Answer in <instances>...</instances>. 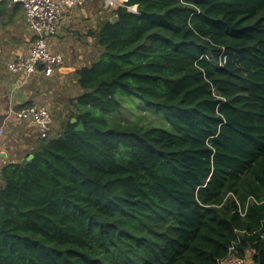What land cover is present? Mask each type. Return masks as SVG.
Here are the masks:
<instances>
[{
	"label": "trees",
	"instance_id": "16d2710c",
	"mask_svg": "<svg viewBox=\"0 0 264 264\" xmlns=\"http://www.w3.org/2000/svg\"><path fill=\"white\" fill-rule=\"evenodd\" d=\"M113 16L58 133L0 169V264H264V0ZM119 93L171 128L109 117Z\"/></svg>",
	"mask_w": 264,
	"mask_h": 264
},
{
	"label": "crops",
	"instance_id": "0c3cea01",
	"mask_svg": "<svg viewBox=\"0 0 264 264\" xmlns=\"http://www.w3.org/2000/svg\"><path fill=\"white\" fill-rule=\"evenodd\" d=\"M126 1L116 0V6L109 8L105 0H88L82 6L65 9L57 33L45 36L49 51L61 55L64 65L52 76L45 77L40 71L26 76L8 70L7 63L28 54L34 33L27 26L20 5L0 0V126L5 127L0 135V169L7 163L22 160L38 140L28 122L5 119L7 107L45 106L52 120L65 121L73 111L72 100L80 94L76 70L89 65L100 53L93 33L99 23L112 18V12Z\"/></svg>",
	"mask_w": 264,
	"mask_h": 264
},
{
	"label": "built area",
	"instance_id": "2783aa9c",
	"mask_svg": "<svg viewBox=\"0 0 264 264\" xmlns=\"http://www.w3.org/2000/svg\"><path fill=\"white\" fill-rule=\"evenodd\" d=\"M18 4L24 11V18L29 29L34 33L30 43L28 54L24 57L7 63V68L13 73H23L31 76L37 72L45 77H50L64 65L61 55L49 51L45 36L57 33L58 23L65 9H73L84 5L88 0H8ZM106 6L113 8L116 0H105ZM129 10L135 12L134 6ZM40 69V70H39ZM6 120L25 121L30 124L39 139H46L52 136V116L45 106L9 105L5 113ZM5 131L0 126V135ZM1 159V156H0ZM230 250L227 257L218 260L216 264H245V257L242 258Z\"/></svg>",
	"mask_w": 264,
	"mask_h": 264
},
{
	"label": "rangeland",
	"instance_id": "374dc122",
	"mask_svg": "<svg viewBox=\"0 0 264 264\" xmlns=\"http://www.w3.org/2000/svg\"><path fill=\"white\" fill-rule=\"evenodd\" d=\"M117 99L121 104V108L119 112L109 115L114 120H122L128 123H133V124H140L145 122L146 124L153 125V126H160L164 128L170 129L171 127L165 123V124H159L160 118L158 116H154V114H158L160 116L162 115L161 113H156L155 108L152 106L146 105L144 102L140 101L137 97L135 96H127L123 94H118ZM143 103V104H141ZM145 104V105H144ZM143 107V110L141 109ZM152 112V113H151ZM98 113V112H97ZM117 119H116V118ZM68 119V117H67ZM66 120V118H65ZM64 121L61 122L60 119H58L56 122L54 121L53 118V124H52V136H54L56 133H58V130H60L62 124ZM252 252L247 251L245 260V264H250L252 262Z\"/></svg>",
	"mask_w": 264,
	"mask_h": 264
},
{
	"label": "water",
	"instance_id": "95a60500",
	"mask_svg": "<svg viewBox=\"0 0 264 264\" xmlns=\"http://www.w3.org/2000/svg\"><path fill=\"white\" fill-rule=\"evenodd\" d=\"M116 21H117V17H116V16H113V17L111 18V22H116ZM71 122H72V123L75 122V119H72ZM31 158H32V155H29V156L27 157L28 160H30Z\"/></svg>",
	"mask_w": 264,
	"mask_h": 264
}]
</instances>
